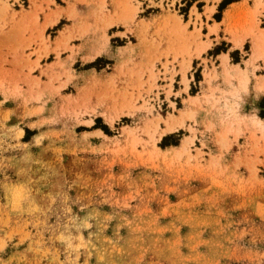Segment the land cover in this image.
Listing matches in <instances>:
<instances>
[{"label": "rangeland", "instance_id": "374dc122", "mask_svg": "<svg viewBox=\"0 0 264 264\" xmlns=\"http://www.w3.org/2000/svg\"><path fill=\"white\" fill-rule=\"evenodd\" d=\"M220 1L0 0V264H264V74L204 50Z\"/></svg>", "mask_w": 264, "mask_h": 264}, {"label": "crops", "instance_id": "0c3cea01", "mask_svg": "<svg viewBox=\"0 0 264 264\" xmlns=\"http://www.w3.org/2000/svg\"><path fill=\"white\" fill-rule=\"evenodd\" d=\"M222 1V0H221ZM220 1V2H221ZM219 2V3H220ZM219 3L216 4L215 12L212 14L211 19H208L206 16L202 17L204 23H207L206 27L203 28L207 32L204 33L202 30V35L205 37L208 34H210V28L216 27L217 33H213L210 35V41L212 42V47L205 48L207 49V52L210 50H213L214 47L218 45L225 44V47L227 48L226 51H222L221 53L215 54L213 57V61L216 63V67L218 69V73L222 72L221 68V61L222 57L224 58V61H230V64H232V54L238 53V57L240 58L238 64L241 67L242 70L245 69V64L248 61H259V69L255 70V75L260 76L264 74L263 71V65H264V0H233L230 4L226 6V8L223 9L220 19L214 18L215 14L218 12V6ZM240 6H243L245 10L255 12L258 10L260 12L259 20L260 25L258 31H256V44L253 43V40L251 37H246L243 40H237L233 39L232 35L229 33V29L236 27L239 24V27L243 25V20L240 19V23H237L240 13L238 11V8ZM204 42H206V39H203ZM249 47V50L247 49ZM198 60V58H195L194 61H192V67L194 66L195 61ZM200 66L204 68V63H200ZM243 65V66H242ZM210 68V66H209ZM211 69V68H210ZM177 71H179L177 69ZM250 72V83H249V91L248 93L241 92L240 95L242 97V103L241 107L248 108L252 107V110H250L251 113L259 114L260 110L262 109L261 105L264 101V91H261L260 93H255L254 91V83H255V76L252 74L251 69H249ZM181 74H178L179 77ZM190 74H188V77ZM220 81H223L220 79Z\"/></svg>", "mask_w": 264, "mask_h": 264}, {"label": "trees", "instance_id": "16d2710c", "mask_svg": "<svg viewBox=\"0 0 264 264\" xmlns=\"http://www.w3.org/2000/svg\"><path fill=\"white\" fill-rule=\"evenodd\" d=\"M231 2H226V1H223L222 3H221V5H220V12H221V10H223L228 4H230ZM216 19H220V15L219 14H217L216 16ZM218 53V52H217ZM234 54H237L238 55V53H233V55ZM236 61H239V60H236ZM263 104H264V101H263ZM262 118H264V111H261L260 112V114H259ZM103 130L104 131H106L107 132V127H103ZM167 140V137L164 139V142Z\"/></svg>", "mask_w": 264, "mask_h": 264}, {"label": "bare ground", "instance_id": "6f19581e", "mask_svg": "<svg viewBox=\"0 0 264 264\" xmlns=\"http://www.w3.org/2000/svg\"><path fill=\"white\" fill-rule=\"evenodd\" d=\"M171 128V127H170ZM171 131V130H170Z\"/></svg>", "mask_w": 264, "mask_h": 264}]
</instances>
